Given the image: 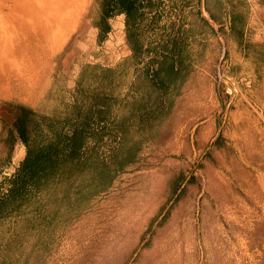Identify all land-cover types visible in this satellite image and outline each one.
Returning a JSON list of instances; mask_svg holds the SVG:
<instances>
[{"label":"rangeland","instance_id":"rangeland-1","mask_svg":"<svg viewBox=\"0 0 264 264\" xmlns=\"http://www.w3.org/2000/svg\"><path fill=\"white\" fill-rule=\"evenodd\" d=\"M101 2L0 0V193L25 157L22 143L15 163L12 157L16 141L8 126L21 113L14 104L47 112L62 97L71 99L67 85L84 64L123 57L122 38L96 36ZM224 32L221 53L216 44L213 49L211 30L202 35L186 75L194 91L210 86L211 97L175 98L159 136L143 141L133 164L58 229L44 255H23V264H264L260 72L245 65ZM124 86L131 100L139 96L136 87ZM208 128L214 133L203 138ZM121 137L114 131L105 138L106 159Z\"/></svg>","mask_w":264,"mask_h":264},{"label":"trees","instance_id":"trees-1","mask_svg":"<svg viewBox=\"0 0 264 264\" xmlns=\"http://www.w3.org/2000/svg\"><path fill=\"white\" fill-rule=\"evenodd\" d=\"M213 1L222 10L224 3ZM161 2L102 0L96 26L108 31V17L125 12L134 53L115 67L86 65L71 99L62 97L47 112L16 105L21 113L14 125L27 152L8 180L7 191L0 193V264H23V255H41L45 247L48 250L58 229L86 211L91 201L108 191L133 164L143 141L159 136L193 55L184 41L175 37L173 50L165 51L161 33L154 57L138 72L143 53L141 27ZM236 7L241 12L233 14L238 27L232 26V37L242 54L243 48H249L243 46L246 12L243 5ZM255 59L260 62L259 56ZM134 69L137 74L130 82ZM129 82L139 94L133 100L122 92ZM114 131L120 132L122 141L106 159L102 147Z\"/></svg>","mask_w":264,"mask_h":264},{"label":"crops","instance_id":"crops-1","mask_svg":"<svg viewBox=\"0 0 264 264\" xmlns=\"http://www.w3.org/2000/svg\"><path fill=\"white\" fill-rule=\"evenodd\" d=\"M221 1L224 3L223 4L224 7L222 8V10L216 7V4L213 0H162L160 6L153 9L147 14V17L144 20V23L142 24L141 35H140L141 47L143 52H148L152 55L149 58L148 57H145L144 59L141 58L140 59L141 62H139L138 66H141L144 63V60H149L153 58L154 56L153 51H155L154 48L158 45V41H159V39L156 40V38H150L146 42L143 38V34L146 32L149 33V35L160 34L159 36H161V33H164L165 36L164 49L165 51L167 50V52L173 50V44H174L173 38L175 37V40L178 39L180 43L184 41V45H187L192 51V54L195 55V52L198 50L197 46L200 43H203L201 38L202 35L204 34L207 35L208 33L206 32H209V30H211L212 37L214 38L212 39L213 49L215 47L214 44H216L215 51L216 52L219 51V53H221L220 46L222 39L221 36L222 27L225 30L224 33H227L230 37H232L233 35L232 26L238 27V24L235 25L233 23V14L238 15L241 12L236 7V5H243L246 12L244 13L246 17V24L243 32L244 34L243 40L245 43L243 46L249 45L248 46L249 48L247 47L243 48L244 53L242 54L240 53V54L246 66H251L259 70L260 84L262 89L261 92L263 94L262 98L264 99V0H221ZM178 7H183L184 8L183 12L187 8L188 13L187 14L180 13L176 9ZM174 12L177 13L178 15L177 17L173 16ZM190 15L196 16L195 17L196 20L194 19L192 21V19H190ZM147 23L148 26L146 27ZM162 24L163 25L165 24L164 28H162L163 27ZM108 25H109L108 31H104V29L102 30L100 26H95L94 29L96 32V36L99 37L100 41H104V40L109 41L113 39L115 36L122 38L124 40V44H122V46H120L119 49L123 50L124 52L123 57L119 58L115 63L89 61L87 64H84L81 68L77 70L72 82H70L67 85L70 89L72 88L73 90L72 94L75 91L76 86L78 85L81 72L86 65L101 64L103 66L115 67L121 64L126 58L130 57L134 53L132 50V46L128 41V36H127L128 24H127L126 13L118 12L116 14H112L111 16L108 17ZM197 26H199V28ZM208 43L211 42L208 41ZM220 55L221 54H219V60L221 59ZM256 55L259 56L260 59L259 63H257L255 59ZM191 62L192 59L190 61L189 66L191 65ZM139 71H142L140 67L138 69V72ZM136 74L137 73L135 72L134 69V71L132 72V80L135 79ZM130 84L131 83H129V85ZM122 88H124L122 92H124L125 94V90H126L125 86H123ZM202 95L204 97H207V95L208 97H211V87L208 86L203 93L194 91L190 87V78L186 76L180 87L179 94L177 95L176 98L198 100V99H203ZM13 107H16V104H14ZM30 107L34 109H38L34 104H30ZM15 120L16 118L13 120V123L15 122ZM8 127L13 130L12 131L14 134L13 140L16 141L14 146H12L13 147L12 157L15 163L17 160L16 151H18L17 149L18 145L22 143L25 146V156H26L27 148L19 136L18 129L13 125ZM214 130L212 131L211 128H208V130L204 131L202 135L203 138L214 133Z\"/></svg>","mask_w":264,"mask_h":264}]
</instances>
